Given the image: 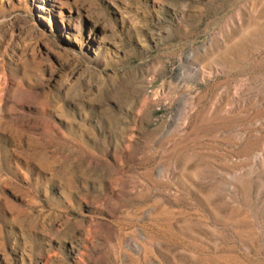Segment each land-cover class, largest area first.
Returning a JSON list of instances; mask_svg holds the SVG:
<instances>
[{
    "label": "rangeland",
    "instance_id": "1",
    "mask_svg": "<svg viewBox=\"0 0 264 264\" xmlns=\"http://www.w3.org/2000/svg\"><path fill=\"white\" fill-rule=\"evenodd\" d=\"M0 79V264H264V0H0Z\"/></svg>",
    "mask_w": 264,
    "mask_h": 264
},
{
    "label": "bare ground",
    "instance_id": "2",
    "mask_svg": "<svg viewBox=\"0 0 264 264\" xmlns=\"http://www.w3.org/2000/svg\"><path fill=\"white\" fill-rule=\"evenodd\" d=\"M4 78V77H3ZM5 79V78H4ZM1 80V79H0ZM2 87V86H1ZM3 90V89H2ZM1 96V95H0Z\"/></svg>",
    "mask_w": 264,
    "mask_h": 264
}]
</instances>
